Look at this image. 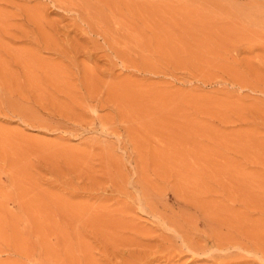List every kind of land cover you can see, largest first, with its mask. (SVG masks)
Wrapping results in <instances>:
<instances>
[{
  "label": "rangeland",
  "instance_id": "374dc122",
  "mask_svg": "<svg viewBox=\"0 0 264 264\" xmlns=\"http://www.w3.org/2000/svg\"><path fill=\"white\" fill-rule=\"evenodd\" d=\"M0 264H264V0H0Z\"/></svg>",
  "mask_w": 264,
  "mask_h": 264
},
{
  "label": "bare ground",
  "instance_id": "6f19581e",
  "mask_svg": "<svg viewBox=\"0 0 264 264\" xmlns=\"http://www.w3.org/2000/svg\"><path fill=\"white\" fill-rule=\"evenodd\" d=\"M247 234V233H246ZM211 251V250H210Z\"/></svg>",
  "mask_w": 264,
  "mask_h": 264
}]
</instances>
